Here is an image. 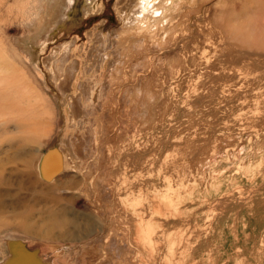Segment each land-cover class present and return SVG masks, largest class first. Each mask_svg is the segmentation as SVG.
Instances as JSON below:
<instances>
[{
	"label": "rangeland",
	"instance_id": "1",
	"mask_svg": "<svg viewBox=\"0 0 264 264\" xmlns=\"http://www.w3.org/2000/svg\"><path fill=\"white\" fill-rule=\"evenodd\" d=\"M127 1L0 0V261L264 264V0Z\"/></svg>",
	"mask_w": 264,
	"mask_h": 264
},
{
	"label": "water",
	"instance_id": "2",
	"mask_svg": "<svg viewBox=\"0 0 264 264\" xmlns=\"http://www.w3.org/2000/svg\"><path fill=\"white\" fill-rule=\"evenodd\" d=\"M55 159L54 164H50ZM41 175L46 180H52L62 171V156L57 147H52L43 154L40 160ZM9 256L2 259L0 264H53V256L39 254L38 248L31 249L28 243L21 239H6Z\"/></svg>",
	"mask_w": 264,
	"mask_h": 264
},
{
	"label": "bare ground",
	"instance_id": "3",
	"mask_svg": "<svg viewBox=\"0 0 264 264\" xmlns=\"http://www.w3.org/2000/svg\"><path fill=\"white\" fill-rule=\"evenodd\" d=\"M44 1V6H45V8H46V17H44L43 18V20L45 21V22H42L41 23V30H44L45 31V29L48 27V26H51L50 24H49V22L52 20V18H54V15H56L57 13H60L61 11H62V8H64V7H66V6H64L63 7V3H64V0H43ZM134 0H129V2L127 1V3L125 4V5H129L130 3H132ZM120 2H122V1H120ZM119 2V3H120ZM87 3H88V8H85V10L86 11H91V13H93V10H92V8H91V6H89L90 4H92L91 3V0H87ZM146 4H149L148 3V0H139V9L140 8H144V7H146ZM119 5H121V4H117L116 6L118 7V10L121 8V7H119ZM126 8V7H125ZM100 8H98V10H99ZM123 9H124V7H123ZM122 9V11H121V9H120V11L122 12V13H124V10ZM95 10V9H94ZM39 12L40 11H38L37 13H36V15H39ZM64 14V13H63ZM58 17V16H57ZM128 17V16H127ZM39 21V20H38ZM37 23V22H36ZM38 24V23H37ZM54 24H55V22L53 23V26H54ZM39 25V24H38ZM38 25H37V27H38ZM40 27V26H39ZM51 28V27H50ZM38 30V29H37ZM40 31V30H39ZM49 31H50V29H49ZM43 31H41V33H42ZM97 88V87H96ZM89 90V89H88ZM94 92V91H93ZM93 92H91V94H93ZM97 92H98V90H97ZM90 93V92H89ZM91 94H89V95H91ZM99 94H94V98H96V96H98ZM91 97H92V95H91ZM85 98V97H84ZM93 98V97H92ZM78 99V98H77ZM79 100V99H78ZM73 101V100H72ZM91 101H94L93 99L91 100ZM81 103V102H80ZM81 105V104H80ZM72 106V105H71ZM101 106V105H100ZM98 110V109H97ZM73 111V110H72ZM73 114V113H72ZM85 123V122H84ZM88 123V122H87ZM86 124V123H85ZM92 133V132H91ZM21 148V144L18 142V144H17V149H20ZM72 150V149H71ZM68 154V153H67ZM14 156V155H13ZM61 156H62V166H64V167H70V165H68L69 163H67V160H66V158H65V155L63 154V152L61 153ZM69 157V156H68ZM20 158H21V155L20 154H16L13 158H12V160H13V162H14V160L15 161H17L18 159L20 160ZM24 158V157H23ZM68 159V158H67ZM18 160V161H19ZM8 161V160H7ZM17 161V162H18ZM22 161H23V159H22ZM22 161H20V162H22ZM28 161V160H27ZM31 161V160H30ZM69 161V160H68ZM10 163L12 162V161H9ZM16 162V163H17ZM75 162V161H74ZM25 163V162H24ZM55 163V159H53V160H51V162H50V164L52 165V164H54ZM79 164V163H78ZM39 168H41V166H40V163H39ZM2 169H4L3 168V164L1 163V160H0V179H3L4 177H1V175H2V172H4ZM5 170V169H4ZM74 170V169H73ZM4 175V174H3ZM5 181V180H4ZM111 189V188H110ZM94 192V191H93ZM96 196H97V194H96ZM21 231H24L25 233H29V226L27 225V224H24L22 227H21ZM40 251V250H39ZM39 254H41L40 252H39Z\"/></svg>",
	"mask_w": 264,
	"mask_h": 264
},
{
	"label": "crops",
	"instance_id": "4",
	"mask_svg": "<svg viewBox=\"0 0 264 264\" xmlns=\"http://www.w3.org/2000/svg\"><path fill=\"white\" fill-rule=\"evenodd\" d=\"M41 239H43V238H41ZM36 248H38V247H36Z\"/></svg>",
	"mask_w": 264,
	"mask_h": 264
}]
</instances>
